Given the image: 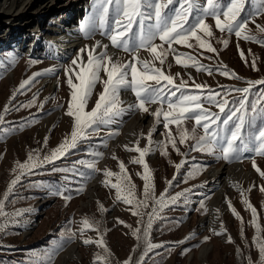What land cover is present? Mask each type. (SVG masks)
<instances>
[{
    "label": "snow or ice",
    "instance_id": "6c2138e0",
    "mask_svg": "<svg viewBox=\"0 0 264 264\" xmlns=\"http://www.w3.org/2000/svg\"><path fill=\"white\" fill-rule=\"evenodd\" d=\"M207 17L212 18L215 29L222 34L218 38L222 48L228 46V36L233 34L237 39L264 46V35H257V33L264 34V24L256 22L257 18L264 17V0H92L91 12L79 21L77 32L84 40H91L99 34L110 42L113 49L127 54L128 59L121 61L115 52L109 53V45L103 44L101 40H96L91 45L86 43L76 49L70 63L63 66L64 75L67 78L66 83L70 90L64 114L72 120L71 132L65 135L61 142L49 152L42 154L41 148L30 149L24 161L14 162L10 170L12 178L3 198H0V217L4 218L3 222H0V231H4L8 223H21L15 217L31 211V209H17L9 214L5 211V206L9 194L15 190L25 175L34 174L33 169H42L44 165H51V173L62 174L58 181H36L31 186L42 188L48 195L61 198L65 206L74 194L79 195L84 191L87 180L93 178L94 173H102L104 176L102 184L115 190V201L131 205L129 210L133 215L139 217L137 228L132 229V235L138 242L133 247V251L143 241L145 251L141 253L140 260H142L148 251L160 246L153 244L150 240V230L154 221L160 217V213L167 205L176 204L181 198L187 205L188 196L185 193L191 192V189H184L174 195H167L172 185V180H167V187L159 196H156L152 170L145 159L148 154L159 150L162 156L167 157L168 148L171 146V150L182 157H186L189 151H199L210 154L217 160L223 159L228 163L251 159L252 167L264 178V171L258 167L252 156V154H256L264 157V88L256 93L255 98L250 99L252 89L255 85H264V78L254 81L245 80L221 61L215 71L230 79L243 80L246 86H221V91H215L207 84L195 83L190 73L187 75L189 79L193 80L192 85H188L183 78L179 83H176L174 75L163 70V66L168 63L167 57L171 53L176 64L185 68L190 66L198 72L203 70L209 75L211 74L210 66L200 63L196 57L188 53H179L174 48V45L192 48L193 44L190 41L194 40L200 49H205L208 53L218 56L222 49H217L211 43V39L216 37L213 28L206 22ZM250 23L255 25V32L249 27ZM48 47L50 51L54 48L58 49V45L51 42ZM142 50L147 52L151 59L141 57ZM237 50L240 51L239 44H237ZM84 53L87 55L86 60ZM249 53L251 54V50ZM200 55L203 56L204 53L201 52ZM240 55L243 59L242 51ZM252 55L251 67L253 70H257L255 63L257 57ZM206 58L214 59L213 56ZM18 59L17 53H7L4 57H0V70L14 66ZM57 59L59 60V57ZM28 62L29 65L38 63L31 57ZM60 67L61 65L57 63L40 72H33L12 90L8 102L4 104L3 110H0V139L15 134L17 131V125L5 121L8 112L10 110L19 111L20 108H30L35 105L39 91L34 93L30 100L20 103L18 107L13 105V99L18 94H22L21 90L26 89V86L36 83L37 78L43 75H57ZM168 68H171V63H168ZM101 72L104 74L103 77ZM175 76H180V73H175ZM148 81H154V84H149ZM57 82V87H59L58 75ZM97 82L103 84V91L100 92L91 110H86L88 99ZM188 89L199 91H189ZM127 90H130L135 96L133 103H125L119 99L121 91ZM231 92L241 95L230 97ZM49 99L55 101L54 96L45 97L39 102L40 107L43 108L44 103ZM151 104L158 105L154 111H150L149 105ZM205 105L214 106L218 111H213L211 107H205ZM56 107L60 108L62 105H56ZM137 110L140 113H149L154 118L147 133L141 130L131 146L123 145L125 150L138 153L129 162L139 164L143 168L142 174L137 173L144 181L141 198L136 195L135 185L131 181L126 165L119 160L114 152L112 159L117 160L119 172H113L107 167L103 169L97 167L104 153L95 147L86 149L87 158L74 160L68 166L57 167L54 163L61 158L67 159L72 154V150L77 149L79 144L87 140L90 135L98 134L102 127L117 123L118 118L122 115L126 113L131 115ZM34 120L35 117H33ZM185 120L194 121L191 129L184 126L183 121ZM31 122L25 120L19 125V129L22 130L25 124ZM160 123H163L165 129V133H161L165 139L154 141L152 136L156 126ZM170 125L176 126L175 133L169 127ZM118 134L119 127L112 128L108 136L100 140V144L107 147V140ZM141 138L147 140L143 148L139 146ZM48 139L49 137L45 136L42 147L47 146ZM188 140H191L192 143L188 144L187 151L181 152L178 144L184 145ZM169 163L174 162L169 160ZM185 163L186 160L181 159L179 163L174 164L177 172ZM203 167L205 165L194 166L187 173L185 180L198 175ZM74 177L80 179L75 180ZM112 177H116L115 182L112 181ZM173 179H175V174ZM73 184L77 186L73 188ZM231 186L240 192L241 203L251 211L252 219L249 223L255 229L252 245L258 251V264H264V236L260 235L261 227L257 223V210L245 196V192L250 191L254 185H250L247 190L240 188L238 184ZM260 191L264 192V185L260 187ZM225 200L233 216L241 222L240 236L247 246L243 218L240 217L227 197ZM149 201H152L151 211L145 212L144 209L149 207ZM97 204L101 213L108 211L99 202ZM199 210L205 213L208 211L204 200L200 201ZM214 211L217 215L213 217V223L219 219V209ZM145 215L148 216L147 221L143 220ZM117 222L124 223L119 218H117ZM23 223L26 225L28 221L23 220ZM72 223L71 219L66 221L61 227L60 236L43 251L32 250L31 255L26 257L25 264H53L56 256L77 238L84 246L94 244L97 248L102 249V252L93 253L91 264H111L112 253L104 240L108 229L105 228L103 232L100 230L101 221L84 216L76 229L71 227ZM87 230L94 231L96 238L86 235ZM208 231L212 235H222L227 233V228L220 220L218 229L209 227ZM195 235L194 231L189 232L175 244H184L193 239ZM209 239L210 236L205 235L202 237L201 243L207 242ZM226 242L234 243L230 234L227 235ZM187 251L189 249L184 248L181 254ZM236 251L238 255L241 254L239 246ZM247 258L249 264H252L250 256ZM131 259V254H129L122 264H131ZM140 260L137 261V264H140Z\"/></svg>",
    "mask_w": 264,
    "mask_h": 264
},
{
    "label": "rangeland",
    "instance_id": "374dc122",
    "mask_svg": "<svg viewBox=\"0 0 264 264\" xmlns=\"http://www.w3.org/2000/svg\"><path fill=\"white\" fill-rule=\"evenodd\" d=\"M85 2L74 22L70 23V29L73 30L72 33H69V36L65 35V39L70 40L69 42L62 43L59 40L60 35L48 34L42 38L38 37V41H41V46L34 51L30 50L31 47L24 48L23 45L17 48L15 44L8 47L4 45L0 50V57H4L7 53H17L19 56L14 66H9L6 70H0V110H3V106L8 102V97L11 95L12 90L19 85L21 80L27 79L33 72H40L54 64L59 63L61 65L57 73L59 87H57V75H43L37 78L36 83L26 86V89L21 90L22 94H18L12 101L13 105L18 107L20 103L30 100L33 94L39 91L37 103L30 108H20L19 111L10 110L5 116L6 122L17 125V131L15 134L0 139V198H3L7 185L12 178L10 170L15 161H24L30 149L41 148L42 154L49 152L50 149L56 147L61 142L65 135L71 132L72 120L64 114L70 90L66 83L67 78L64 75L63 66L70 63L71 58L75 55V50L81 48L86 43L91 45L96 40H101L103 44L109 45V53L115 52L121 61L128 59L127 54L113 49L110 42L99 34L91 40H84L80 36L77 32L79 21L91 12L92 0H85ZM0 3H4V0L2 2L0 0ZM26 3H22V5ZM0 11V16H5L3 10ZM18 22L20 24L23 23V18ZM206 22L213 28L214 36L216 37L211 39V43L217 49H222L219 51L218 56L214 53H208L205 49H200L194 40L190 41L193 44L192 48L183 45H176V47L179 53H188L196 57L200 63L210 66L212 72L209 75L203 70L198 72L193 67L189 66L185 68L182 65H178L170 53L167 61L171 63V68H168V63H166L163 66V70L172 73L176 83H179L180 79L183 78L187 81L188 85H192L193 80L189 79L187 75V72H189L190 74H194L192 77L195 83L207 84L215 91H221V86L245 87L246 83L243 80L230 79L215 71L221 61L239 77L245 78V80L254 81L264 78V46L255 42L237 39L233 34L228 36V46L222 48V45L218 42V38L222 34L215 29L214 21L211 17H207ZM256 22L264 24V17L257 18ZM30 23H32V29H35L39 24V20H31ZM67 24H69L67 20H62L59 23L58 19L57 26L53 27L55 29L54 32L58 33L66 30ZM249 27L253 32L256 31L254 24L250 23ZM257 35L264 34L257 33ZM25 36H27V33ZM46 41L58 45V49L54 48L50 51L49 47L44 45ZM237 44H239L240 51L237 50ZM64 48L65 51L61 52ZM249 50H251V54ZM241 51L244 53L243 59L240 55ZM201 52L204 53L203 56L200 55ZM252 54L257 57L255 60L257 70H253L251 67L253 62ZM83 55L86 60V53ZM140 55H144L146 59H151L150 55L143 50ZM207 56H213L214 59L209 60L206 58ZM29 57L36 59L38 63L29 65ZM57 57H59V60ZM177 72L180 73V76H175ZM103 75V72H101L102 77ZM104 78L106 79V77ZM73 79L75 78L73 77ZM147 83L154 84V81H148ZM261 88H264V85H255L250 93V99L255 98L256 93ZM188 90L199 91L195 89ZM102 91L103 84L97 82L92 95L88 99L86 110H91ZM128 92L134 97L131 102L133 103L135 96L130 90ZM240 95V93L236 92L230 93V97H239ZM48 96H54L55 101L49 99L44 103L43 108H41L39 102ZM119 99L122 100L121 96H119ZM56 105H62V107L57 108ZM151 106L153 109H151ZM157 106V104L149 105L150 111H154ZM205 107H211L213 111H218L214 106L205 105ZM38 109L40 110L38 111ZM137 114L144 115L145 120L138 127L134 137L126 140L123 133L124 121L137 117ZM33 117H35L34 121ZM153 119L149 113H140L138 110L131 115L126 113L118 118L117 123L108 127H102V130L98 134L90 135L87 140L79 144L77 149L72 150V154L67 159L61 158L54 163L57 167L68 166L74 160L87 158L86 149L95 147L104 153L97 167L100 169L107 167L113 172H119L117 160L112 159V153L114 152L119 160L123 161L126 165L131 181L135 185L136 195L138 198H141L144 181L137 173L142 174L143 168L139 164L129 162L138 153L125 150L123 145L129 144L131 146L136 141L137 135H139L141 130L147 133L153 124ZM25 120L32 122L25 124L23 129L20 130L19 125L24 123ZM183 124L188 129H191L194 121L185 120ZM116 127H119V134L107 140V147L101 145L100 140L105 139L110 130ZM169 127L175 133L176 126L170 125ZM161 133H165L163 123L156 126L152 139L154 141L165 139ZM45 136L49 137L48 143L46 147H42ZM146 143L147 140L141 138L139 146L143 148ZM191 143L192 141L188 140L184 145L178 144V147L181 152H185L187 151L188 144ZM107 152H109L108 155ZM252 156L258 167L264 171V157L256 154H252ZM145 159L152 170L156 196H159L167 187V180H172V185L167 195H174L176 192H181L184 189H191V192L185 193L188 196L187 205L184 204L183 198H181L178 203L167 205L160 213V217L154 221L150 230V240L153 244L160 246L148 251L142 260H140L141 253L145 251L143 241L133 251V247L138 242L132 235V229L137 228L139 217L133 215L129 210L132 207L131 205H127L122 201H115V190L102 184L104 180L102 173H94L93 178L87 180L84 191L79 195L74 194L73 198L65 206L61 198L48 195L42 188L31 186L36 181H58L60 179L61 173L53 174L50 172L51 165H44L42 169H33L34 174L25 175L6 200L5 211L9 214L15 212L17 209H31V211L24 212L21 216L15 217L21 223H8L6 229L0 231V264H25L26 257L31 255L32 250L43 251L46 247L50 246L53 240L60 236L61 227L66 221L71 219L73 221L71 227L76 229L79 227V221L84 216L100 220V230L102 232L105 228L108 229L104 240L112 253L111 264H122L129 257V254L132 257L131 264H137L138 260H140V264H249L247 258L249 256L252 264H258V251L252 245L255 229L249 223L252 219L251 211L247 210L241 203L240 192L231 186L232 184H238L240 188L247 190L250 185H254L250 191L245 192V196L257 210V223L261 227L260 235L264 236V192L260 191V187L264 185V178L252 167L251 159L228 163L223 159L217 160L214 156L199 151H189L186 157H182L175 151H172L171 146L168 148L167 157L162 156L160 151L156 150L148 154ZM181 159H185L186 163L177 172L174 164L179 163ZM169 160L174 163H169ZM196 165H205V167L201 168L199 174L195 177L185 180L189 170ZM221 168L223 169L222 172H225V175H221L222 183L217 184V181L215 183V180L210 178V175L213 172L215 173V171L218 172V169ZM174 174L175 179H173ZM97 177L99 180H97ZM74 179L79 180L80 178L74 177ZM111 179L115 182L116 177H112ZM94 182H96V187L93 195L91 199H87L86 192L88 186ZM72 186L75 188L77 185L73 184ZM225 197L228 198L240 217L243 218L244 236L247 246L240 236L241 222L229 210ZM201 200L205 201L208 209L206 213L199 210ZM97 202L102 204L108 211L101 213L98 210ZM151 203L152 201H149V207L144 209L145 212L151 211ZM216 209H219V219L213 223V217L217 215L214 211ZM117 218L124 223H118ZM3 220L4 218L0 217V222H3ZM23 220H27L28 223L25 225ZM143 220L147 221L148 216L145 215ZM220 220L223 221L224 226L227 228V233L212 235L208 231L209 227L218 229L220 227ZM192 231L196 233L193 239L186 241L184 244H175L176 241L183 239ZM229 234L233 237L234 243L226 242L227 235ZM86 235L96 238V233L92 230H87ZM205 235L210 236V239L207 242L201 243V239ZM71 245L76 246L73 250L72 258L63 264H91L93 253L102 252V249L97 248L94 244L84 246L79 238H77L56 256L53 264H58L59 256ZM237 246L241 249V254L239 255L236 251ZM184 248H188L189 251L181 254Z\"/></svg>",
    "mask_w": 264,
    "mask_h": 264
},
{
    "label": "bare ground",
    "instance_id": "6f19581e",
    "mask_svg": "<svg viewBox=\"0 0 264 264\" xmlns=\"http://www.w3.org/2000/svg\"><path fill=\"white\" fill-rule=\"evenodd\" d=\"M25 2L27 3L25 5H22V3ZM85 3V0H4V3H0V10H3V13L5 15L0 16V50L4 47V45L8 47L15 44L17 48L23 45L24 48L31 47L30 50L34 51L36 48L41 46V41H38V37L42 38L48 34H53L55 36L60 35L59 40L62 43L66 41L69 42L70 40L68 41L67 39H65V35L72 33L73 30L70 29V23L74 22L78 12ZM21 18H23L24 22L20 24L18 21ZM34 19L39 20V24L37 28L32 29V23L30 22ZM58 19L59 23L62 22V20H67L69 24H67L66 30L55 33V29H53V27L57 26L56 23ZM26 33L27 36H25ZM48 44V41L44 43V45L46 46H48ZM174 48L178 50L176 45H174ZM62 51L64 52L65 48L62 49L61 52ZM141 57L146 59L144 55H142ZM188 73L189 72H187V74ZM193 75L194 74H191V76ZM120 96L125 103H131L134 98L133 96H131L128 90L122 91ZM151 109H153L152 106ZM144 120V115L141 114H137V117H133L129 121L125 120V123L123 124V133L125 134L124 139H132L136 134L138 127L142 125ZM108 154L109 152H107V155ZM222 170V168L218 169V172L215 171V173L213 172L210 175V178H213L215 180V183L217 181V184H221L223 181L221 179V175H225V172H222ZM95 187L96 182L88 186V190L86 192L87 199H91ZM75 247V245H71L70 247H68L59 256L58 264L68 262L72 258V253Z\"/></svg>",
    "mask_w": 264,
    "mask_h": 264
},
{
    "label": "water",
    "instance_id": "95a60500",
    "mask_svg": "<svg viewBox=\"0 0 264 264\" xmlns=\"http://www.w3.org/2000/svg\"><path fill=\"white\" fill-rule=\"evenodd\" d=\"M97 180H99V178Z\"/></svg>",
    "mask_w": 264,
    "mask_h": 264
}]
</instances>
